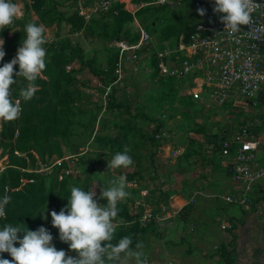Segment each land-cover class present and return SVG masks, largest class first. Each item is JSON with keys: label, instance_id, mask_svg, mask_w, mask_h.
I'll list each match as a JSON object with an SVG mask.
<instances>
[{"label": "rangeland", "instance_id": "1", "mask_svg": "<svg viewBox=\"0 0 264 264\" xmlns=\"http://www.w3.org/2000/svg\"><path fill=\"white\" fill-rule=\"evenodd\" d=\"M13 1L19 9L15 20L45 26L46 66L51 62L54 51H64L57 68L60 75L56 79V95L48 97L49 106L56 110L55 119L49 126V139L42 143L37 158L42 167H50L61 160L65 163L64 168L71 172L62 178L59 189L45 207L44 220L51 224L49 232L55 239V247L68 255H76L59 240L58 230L52 227L50 216L53 210L59 213L65 208L71 187H82L85 191L93 189L98 202L104 204V200H99L100 188L124 175L129 196L117 205L119 213L114 221L115 233L128 231L138 223L141 231L135 236L144 245L148 264H186L187 240L193 229L191 207L201 209L198 213L202 212L203 200L206 199L202 195L210 189L229 186L227 182H221L224 168L217 164L212 151L214 136L240 132L243 127L250 135L257 132L264 138V95L255 107L219 111L216 108L204 109L192 102L184 84L173 85L168 90L158 82L154 57L160 40H179L185 29L200 21L217 18L214 7L199 0H190L176 9L147 6L140 10L135 17L139 27L152 39L153 47L147 51L150 56L142 58L135 66L136 71L129 66L123 68V79L110 87L114 81L104 85L85 63L88 61L92 67L100 69L103 78L104 74L113 73L115 62L112 66L110 61L116 53L109 48V42L117 37L129 44L134 43V39L138 40L139 28L133 20H118L113 18L116 16L108 15L82 21L76 13L74 0H39L38 10L25 6L23 0ZM199 8L205 9V15H198ZM15 55L4 56L0 67ZM40 78L45 79L42 75ZM49 89L50 86L46 88L47 91ZM11 90L13 93L12 86ZM112 90L113 99L109 100ZM125 148L130 149L128 154L134 161L133 165L107 168L112 157ZM53 170L54 167L43 175L47 185ZM195 190H201V194L194 196V204L190 202L179 211L169 208L170 196L177 195L190 201ZM216 199H213V213L216 214L215 220L220 221L222 214L219 213L228 204ZM149 213L154 219L144 221V216ZM203 229L201 226L200 232ZM132 235L130 232L125 236ZM118 240L114 237L113 243ZM159 240L170 246L165 252L175 256L173 259L158 260L160 249L164 251L166 247H162Z\"/></svg>", "mask_w": 264, "mask_h": 264}, {"label": "built area", "instance_id": "2", "mask_svg": "<svg viewBox=\"0 0 264 264\" xmlns=\"http://www.w3.org/2000/svg\"><path fill=\"white\" fill-rule=\"evenodd\" d=\"M23 1L28 6L34 3V0ZM185 1L190 0H96L89 3L74 0L76 13L82 21L87 22L96 16H118L123 11L131 16L139 28L140 35L134 43L129 44L120 39L111 42L116 59L114 82L110 87L123 79L124 69L131 66L136 71L135 66L142 58L150 56L147 51L153 47L152 39L149 33L139 27L135 15L147 6L176 9ZM199 1L210 7L215 6L214 0ZM252 2L256 5L251 10V21L241 26L239 32L233 33L226 28L221 23L220 14L216 13L217 18L196 23L186 38L160 42L154 57L158 82L167 89H172L173 85H186L192 102L204 109L229 111L255 107L258 99L264 95V0ZM224 136L216 157L240 186L239 192L226 196L224 201L245 211H253L256 206L264 205V138L250 135L248 129L243 127L240 132ZM14 155L29 163L26 155L18 152ZM61 162H54L50 167H42L37 163L34 168L21 172L45 176L53 167L60 166ZM7 166V156L0 149V174ZM70 174L68 168H64L58 180ZM33 183V178L20 176L17 188L4 187V196ZM261 215L264 219V214ZM152 219L154 217L149 213L143 220ZM50 226L48 222L40 227ZM221 228L227 231L231 225L224 223Z\"/></svg>", "mask_w": 264, "mask_h": 264}, {"label": "clouds", "instance_id": "3", "mask_svg": "<svg viewBox=\"0 0 264 264\" xmlns=\"http://www.w3.org/2000/svg\"><path fill=\"white\" fill-rule=\"evenodd\" d=\"M214 5L213 12L220 14L221 23L236 33L241 26L250 23L251 10L256 4L252 0H214ZM18 12V5L13 0H0V29L12 25ZM197 13L203 16L205 9L199 8ZM44 34V25L26 24L25 38L15 57L0 67V121L18 119L22 112L21 99L28 102L37 92L36 81L46 69L47 49L44 45L47 40ZM3 46L4 40L0 39V61L5 56ZM16 66L18 71H14ZM14 77H22L27 82L20 89L21 99L12 98L11 86L16 83ZM129 151L125 148L117 152L107 163V168L133 165ZM126 186V176L120 175L110 180L107 187H101L99 200H104V204L98 202L93 189L85 191L82 187L73 186L65 208L59 213L54 210L50 213L52 227L58 230L59 240L67 244L75 256L68 255L63 249L57 250L51 233L44 227L31 231L23 224H6L0 229V264H120L122 259H130L133 264H148L142 242H137L133 248V238L124 236L113 243L114 221L119 213L117 205L129 196ZM10 202L11 197L7 195L0 199V218L5 217V207ZM4 253L11 259L2 258Z\"/></svg>", "mask_w": 264, "mask_h": 264}, {"label": "trees", "instance_id": "4", "mask_svg": "<svg viewBox=\"0 0 264 264\" xmlns=\"http://www.w3.org/2000/svg\"><path fill=\"white\" fill-rule=\"evenodd\" d=\"M38 1L34 0V3L31 6H28L25 3V6L30 9L38 10ZM13 3H15L13 1ZM118 20L128 19L132 21L130 15L124 13L123 11L119 12V15L113 17ZM28 24L25 21L14 20L13 24L8 26L5 29H0V39L4 40L3 50L5 52V56H14L18 47L21 46V41L25 38V25ZM192 27L189 29H185L183 33V38H186L188 33L191 31ZM11 33V36L9 34ZM119 38V37H117ZM117 38L111 40L115 41ZM135 41L137 39H134ZM170 39H162L163 41H169ZM109 48L113 51L114 48L109 45ZM63 50L59 52L54 51V55L52 56L51 62L46 66L45 71L41 74L45 79H41L40 77L37 79L36 84L38 85V91L35 93L32 100L28 102H24L20 96L19 92L22 87L26 85V81L22 77H14L16 79V83L12 85L13 100L21 99V108L22 112L18 119L10 122L0 121L1 132H0V148H2V154L7 156L8 166L4 170L2 174H0V199L4 197V187L8 186L10 189H15L18 186V179L20 176H24L26 178H33V184L25 185L21 190L9 192L7 196L11 197V202L5 207V217L0 218V229H2L6 224H12L16 226L17 224H23L26 226L28 230L35 231L41 225L48 222L49 220H44V207L48 202L49 198L59 189L60 182L59 172L62 168L65 167V163L62 162L60 166L54 167V170L49 175V184L46 183V178L44 176L35 174V173H24L21 170H26L27 168H34L37 163L38 154L41 153L42 143H45L49 139L50 129L49 126L55 119V109H51L49 106L50 102L48 101V97L53 98L57 92V81L56 79L60 75V72L57 71L59 61L63 59L64 54ZM116 53V52H114ZM111 58L112 66L116 59V54L112 55ZM90 71L103 80L104 85H109L110 82H113L114 75L113 73L107 74L105 78H103V72L95 67H92L91 63L86 61L85 63ZM14 71H18V66L14 68ZM113 71V70H112ZM50 86V91L46 90V88ZM170 90V89H168ZM113 90L109 94V100L113 99ZM258 133L255 132L254 135ZM217 138V139H216ZM225 136L221 135L220 137L214 136V139L211 141L213 144V153L217 156L216 152L220 145L222 139ZM153 142V140H151ZM8 147V149H4V147ZM157 147V146H156ZM159 147V145H158ZM15 152L26 155L29 160L27 164L25 159L19 158L14 155ZM35 154L37 158H35ZM214 155L217 160V164L223 166V164L218 160V158ZM224 167V166H223ZM227 175H230L228 171ZM66 178V177H64ZM43 213V218L41 213ZM131 220V217H128ZM49 231V228H46ZM141 228L138 226V223H135L130 230L122 231L120 233H115V238L117 240L121 237H124L130 232H133V245L138 241L135 234L140 232ZM51 233V232H50ZM54 238L52 243L54 242ZM119 241V240H118ZM54 244V243H53ZM18 246V245H16ZM220 256L224 260L225 264H230L232 261V255L230 252H227L225 246L220 247ZM3 257L7 259H11V257L4 253Z\"/></svg>", "mask_w": 264, "mask_h": 264}, {"label": "crops", "instance_id": "5", "mask_svg": "<svg viewBox=\"0 0 264 264\" xmlns=\"http://www.w3.org/2000/svg\"><path fill=\"white\" fill-rule=\"evenodd\" d=\"M93 1L96 0H90V2ZM257 135L260 136L259 134ZM226 172L227 170L224 168V177L221 182H227L229 184L228 187L221 188L220 186V189H210L205 195H202L206 198L203 200V204L201 203L206 211L202 209V212L198 213V210L200 211L201 209L193 208L194 206L191 207L190 222L193 229L191 237L187 240L186 264H225L220 256V247L222 246H225L227 252L232 255L230 264H264V219L261 215L264 214V205L261 207L256 206L253 211H245L238 206L228 204L219 213L222 214V220H215L216 214L213 213L215 201L213 199L217 198L224 201L226 196L236 194L240 190V186ZM218 191L221 194H218ZM263 191L260 192V195ZM199 192L201 190H195L190 201L184 200L181 196H170L168 200L169 208L179 211L184 205L190 204V202L194 204V200L196 201L194 196ZM221 223H229L231 228L227 232L222 231ZM201 226L204 227L202 232H200ZM164 244L161 241L160 245L162 247L168 245ZM169 247L166 246L165 248L167 249L164 248V251L160 249L158 253L159 261L161 259L170 260L175 257L170 255L169 252H165L169 251ZM120 262L130 264L132 261L130 259H122Z\"/></svg>", "mask_w": 264, "mask_h": 264}]
</instances>
